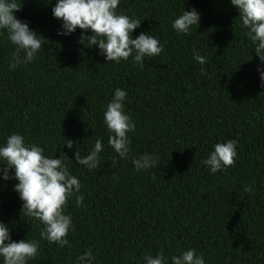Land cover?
<instances>
[{
    "label": "trees",
    "instance_id": "obj_1",
    "mask_svg": "<svg viewBox=\"0 0 264 264\" xmlns=\"http://www.w3.org/2000/svg\"><path fill=\"white\" fill-rule=\"evenodd\" d=\"M54 3L22 0L14 13L44 37L33 63L10 71L13 46L0 33V143L18 132L45 155H61L84 195L81 206L67 203L75 227L61 248L40 240L41 223L21 212L16 181H0V221L11 239L40 243L28 264H74L87 249L93 264H141L159 251L170 264L189 248L207 264H264V87L257 71L264 65L229 0H120L117 11L141 20L133 38L146 32L164 46L141 64L105 61L95 45L79 42L80 29L57 35ZM183 8L200 15L188 35L171 28ZM193 46L206 59V76ZM116 88L127 91L125 112L136 127L128 133L130 159L117 157L113 166L103 111ZM101 137V166L75 163L73 152L86 155ZM228 139L238 140L234 164L211 174L202 160ZM144 153L159 161L137 172L131 158Z\"/></svg>",
    "mask_w": 264,
    "mask_h": 264
},
{
    "label": "clouds",
    "instance_id": "obj_2",
    "mask_svg": "<svg viewBox=\"0 0 264 264\" xmlns=\"http://www.w3.org/2000/svg\"><path fill=\"white\" fill-rule=\"evenodd\" d=\"M51 3V0H46ZM120 0H55L51 7L53 18L60 21L57 35H70L81 30L79 42L87 46L95 45L98 54L105 61L120 63L131 60L141 64L145 57L158 56L163 44L154 35L140 32L133 38V30L139 28L141 20L117 11ZM239 16L241 27L252 43L261 65H264V0H229ZM22 0H0V33L13 46L8 60V69L16 70L33 63L42 46L44 37L29 28V23L17 18L14 13L21 10ZM200 15L196 9L183 10L171 21V28L177 34L188 35L197 28ZM90 33L85 36L84 33ZM192 56L200 64L201 75L206 76V59L193 46ZM260 86L264 87V67L258 65ZM127 91L114 89L111 99L103 111V124L108 136L107 144L116 156L111 164H117V157L130 159L131 139L128 133L136 124L125 112ZM65 143L73 148V142ZM64 144V145H65ZM237 139L215 143L202 164L211 174L223 172L234 164L237 157ZM103 138H97L86 155L73 152V160L83 168L94 171L101 166ZM157 153H144L131 158L135 171L142 172L157 166ZM14 180L13 191L21 201V212L26 217L38 220L42 228L40 240L63 248L69 245L68 234L74 229L72 214L66 211L67 203L74 198L76 206H81L84 195L81 183L73 175L61 158L44 154V148L37 143L26 142L25 137L14 132L0 143V181ZM27 222V221H25ZM40 243L35 239L12 240L9 226L0 221V264H28L37 257ZM95 256L87 249L75 258L74 264H93ZM141 264H169V258L162 251L155 255L146 253ZM170 264H207L203 254L195 249L182 250L170 257Z\"/></svg>",
    "mask_w": 264,
    "mask_h": 264
}]
</instances>
